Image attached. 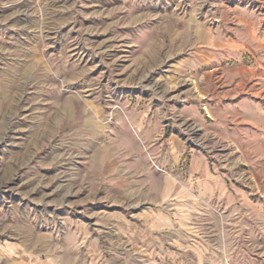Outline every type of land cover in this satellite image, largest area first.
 Instances as JSON below:
<instances>
[{
  "label": "rangeland",
  "instance_id": "1",
  "mask_svg": "<svg viewBox=\"0 0 264 264\" xmlns=\"http://www.w3.org/2000/svg\"><path fill=\"white\" fill-rule=\"evenodd\" d=\"M238 15L263 38L264 0H0V264H264V125L215 119L264 105ZM198 155L249 221L198 211Z\"/></svg>",
  "mask_w": 264,
  "mask_h": 264
},
{
  "label": "crops",
  "instance_id": "2",
  "mask_svg": "<svg viewBox=\"0 0 264 264\" xmlns=\"http://www.w3.org/2000/svg\"><path fill=\"white\" fill-rule=\"evenodd\" d=\"M237 27L236 29V36L235 38L233 37H226L225 39V44L229 45V47L235 48V47H239L240 45H242V41L240 40V38H246V40H248L250 43L252 41L257 42V44H261V42L264 39L261 38V36L258 34V32L253 28L252 23L249 19L238 15V20H237ZM239 38H236V37ZM260 42V43H258ZM244 71V70H243ZM242 70H240V68H231L229 69V72H227V78L228 80L230 79H234L235 77H243L245 76ZM218 73H220L219 70H217V77L221 76V74L218 75ZM231 81V80H230ZM234 81V80H233ZM240 88V81H238V83H236L232 88H228L225 89L223 91L224 93H230V92H236L237 89ZM221 107V113H217L215 115V119L216 120H224L225 118L227 119L229 116L231 115L232 117L236 118V119H240L243 122H247V123H252L255 125H264V105L259 103V102H251V101H246V100H238V101H229L226 102L225 104H223V102L220 103ZM219 105V106H220ZM252 112V113H251ZM253 114V115H252ZM228 116V117H227ZM222 122V121H220ZM255 151L254 152L256 155L261 154V149L264 148V141H261L260 139L255 142ZM263 146V147H262ZM194 172L198 173V199L196 200V202H198V211H202L203 209V204H201L203 201V199H207L209 201V203L213 206H215V208L213 209L214 211H218V206L222 205L224 206L223 212L225 214L226 217H235L233 219L227 218V223H230V220H232L233 222L240 221V220H247V216L244 214H239L237 216H234V214H232L229 210L230 208H235V202H236V195L234 193V191L228 187V184L226 182V180L219 174L214 172L209 165L206 163V161L204 160L203 157H201L200 155H198V160L197 162L194 163ZM192 186L189 185V190H187L188 188H184L181 190L182 193V197L179 199L180 204H186L187 203V193L190 194V190ZM185 197V198H184ZM243 203H246L247 205L251 204L249 199L245 196L242 195L241 196ZM181 206L182 208H178V211H182V214H185L188 211H191L188 207L186 206ZM255 206H253L255 208V210H258V208L256 207L258 204H254ZM229 209V210H228ZM228 211V212H227ZM216 213V212H214ZM181 214V215H182ZM222 214V213H221ZM256 217V219H258V221L260 223H262L260 226H264V214H261L260 211H256L254 212V215ZM184 217L181 216V219H183ZM217 228V226H216ZM241 228L239 229V227H236V225L232 224H228L226 226V235H227V240L229 239V237H247L250 238L251 234L249 230H246L245 228L242 230L241 234L240 233ZM238 231V232H237ZM263 238H264V229H262V232L260 234ZM248 241V240H247ZM229 242V241H228ZM263 243V241H262ZM216 245L217 242H216ZM264 246V243L262 244Z\"/></svg>",
  "mask_w": 264,
  "mask_h": 264
}]
</instances>
